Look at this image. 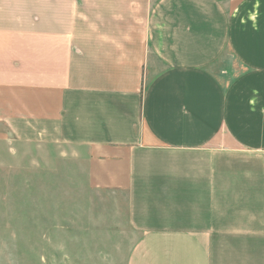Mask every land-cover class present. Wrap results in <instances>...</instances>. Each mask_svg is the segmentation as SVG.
<instances>
[{
  "label": "crops",
  "instance_id": "1",
  "mask_svg": "<svg viewBox=\"0 0 264 264\" xmlns=\"http://www.w3.org/2000/svg\"><path fill=\"white\" fill-rule=\"evenodd\" d=\"M0 141L127 204V264H264V0H0Z\"/></svg>",
  "mask_w": 264,
  "mask_h": 264
},
{
  "label": "rangeland",
  "instance_id": "2",
  "mask_svg": "<svg viewBox=\"0 0 264 264\" xmlns=\"http://www.w3.org/2000/svg\"><path fill=\"white\" fill-rule=\"evenodd\" d=\"M38 156L0 141V264H127L139 238L127 204L82 177L46 175L67 167Z\"/></svg>",
  "mask_w": 264,
  "mask_h": 264
}]
</instances>
